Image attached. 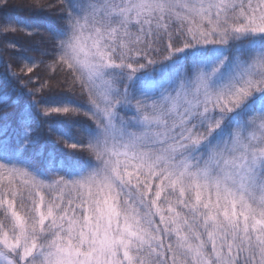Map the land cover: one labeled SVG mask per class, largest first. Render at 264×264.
<instances>
[{
    "label": "snow or ice",
    "instance_id": "obj_1",
    "mask_svg": "<svg viewBox=\"0 0 264 264\" xmlns=\"http://www.w3.org/2000/svg\"><path fill=\"white\" fill-rule=\"evenodd\" d=\"M11 8L0 264H264V0Z\"/></svg>",
    "mask_w": 264,
    "mask_h": 264
},
{
    "label": "trees",
    "instance_id": "obj_2",
    "mask_svg": "<svg viewBox=\"0 0 264 264\" xmlns=\"http://www.w3.org/2000/svg\"><path fill=\"white\" fill-rule=\"evenodd\" d=\"M15 2H16V0H13V3H15ZM0 15H9V16L19 17V16H21L23 14L18 12L15 8H11V9L8 10L7 13L3 12L2 10H0ZM13 39H15V38H13ZM187 55H188V59L189 60H191V59H199L203 63L211 64V63L216 61L221 56V52L220 51H215V52L205 51V52H201V50H200L199 52H196V53H193V54H189L188 53ZM3 71H4L3 65L0 64V80L3 79ZM62 130L66 133L67 137L69 139H71V137L73 136V129L68 128L67 126H65ZM60 151L66 152L67 150L63 149L62 146H61Z\"/></svg>",
    "mask_w": 264,
    "mask_h": 264
},
{
    "label": "rangeland",
    "instance_id": "obj_3",
    "mask_svg": "<svg viewBox=\"0 0 264 264\" xmlns=\"http://www.w3.org/2000/svg\"><path fill=\"white\" fill-rule=\"evenodd\" d=\"M205 51H212V52H215V51H220V50L215 49V48H213L212 46H209V47H207V48L201 50V52H205ZM198 52H199V51H198ZM189 54H193V53H189Z\"/></svg>",
    "mask_w": 264,
    "mask_h": 264
}]
</instances>
